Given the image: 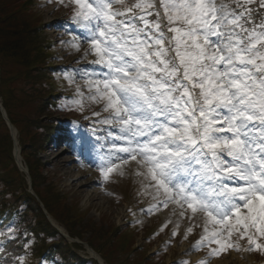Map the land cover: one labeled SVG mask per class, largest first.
<instances>
[{
  "label": "snow or ice",
  "instance_id": "6c2138e0",
  "mask_svg": "<svg viewBox=\"0 0 264 264\" xmlns=\"http://www.w3.org/2000/svg\"><path fill=\"white\" fill-rule=\"evenodd\" d=\"M69 3L80 31L67 43L86 40L101 69L83 66L89 99L109 114L101 176L134 161L162 197L154 207L203 215L197 247L215 243L218 256L246 239L264 252V0Z\"/></svg>",
  "mask_w": 264,
  "mask_h": 264
},
{
  "label": "rangeland",
  "instance_id": "374dc122",
  "mask_svg": "<svg viewBox=\"0 0 264 264\" xmlns=\"http://www.w3.org/2000/svg\"><path fill=\"white\" fill-rule=\"evenodd\" d=\"M33 11L37 14L38 21L46 26L50 25L49 29L46 28L45 34H50L58 39L55 49L56 64L68 65L66 67L70 69V73L65 70V73L56 75L54 88L61 94H69L71 98L67 100L68 103L62 110L48 111V114L53 115L54 119L57 118V122H59L51 140L48 138L49 135L44 137V131L53 134L52 129L46 127L27 131L21 124L20 126L24 128L25 133L16 129L15 132L9 131V144L11 143L12 153L13 145L17 142L20 147L21 135L27 141L31 139L41 143L43 140L47 142L43 149L38 150L36 155H32L29 159L31 169L34 168L36 178H40L37 182L39 193L51 205L54 212L62 213L65 218L72 217V223L64 219L65 224L70 229L57 222L50 214L57 223L56 227H60L59 230L61 229L71 237V239L64 238L65 241H56L52 246L58 250L60 248L62 251L67 250L66 245L71 246V252H76L83 258L95 257L96 260L99 258L108 264L101 255L108 257L109 245L112 243L109 240L110 235L114 234L115 229H117L119 233L116 236L119 239L115 238L116 242H113V252L119 250L115 244H118V241H124L128 246L127 250L143 246L142 251H145V255L153 254L155 249L161 245L165 246L164 253L156 264H173L172 260L186 262V264H200V262L212 264L214 260L228 259L232 254H235L239 261L248 264H264V252L255 249L244 250L247 247L246 239L240 241L241 250L229 249L226 252H221L218 256L210 255V249L217 247L215 243H204L197 247L196 242L204 230L203 215H193L190 210L186 212L184 217L172 215L171 208H176L180 212V208L173 203H169L166 208L162 205L154 207L162 197H155L153 189H146L145 186L149 181L143 176L137 175L138 170H144L138 169L134 161L123 165L121 171L111 173L108 179L101 176L98 166L102 163L101 157L106 155L110 145L104 139L107 136L108 126L100 125L98 120H102L109 114L103 110L102 101L93 102L89 99V89L85 86L87 77L83 75V66L87 65L88 71L93 69L101 71V69L91 63L96 59L91 52L88 55L84 54L85 49L88 48L86 40L79 42V51L67 43L80 31L79 26L71 19L73 5L69 3V0H62V2L61 0H39L38 7L34 8ZM66 73L72 77L71 83L66 79ZM78 87L83 93V97L77 94ZM74 100H82V110L72 103ZM2 109L5 111L0 101V114L3 118ZM94 112L99 113V117L93 116ZM18 119L21 121L22 117H18ZM9 121L8 117L4 120L8 130ZM94 128L97 131L94 132ZM12 134L15 135L16 140L10 137ZM85 140L89 144L98 141L95 143V149L93 150L91 147L85 149L83 144ZM11 159L16 167L13 154L12 158L6 154L5 159L1 160L10 163ZM22 160L24 167L28 170L27 161ZM36 160H39L40 163ZM113 162L119 163L115 159ZM0 174L3 177L7 174L13 176L11 171L3 168H0ZM20 174L18 181L13 180L12 183L21 185L24 191L31 193L29 187H31L32 181L29 171L27 172L29 181L24 172H20ZM22 176L24 179L21 178ZM83 185L87 186L83 187ZM15 194L17 193L15 192ZM30 195L32 196V194ZM4 201L12 200L5 197ZM35 202H37L36 199ZM150 207H152V211H148ZM49 224L52 228L55 227L54 223L49 222ZM189 227L192 228V232L188 233L187 238H185L186 229ZM212 228L213 226L209 224L210 232ZM174 231L176 235H173ZM151 233H154L155 237L151 242H148ZM96 239L103 246L101 249H98L100 245L96 246V250L90 245ZM235 239L236 236L234 235L233 240L235 241ZM258 242L264 243V238L258 239ZM74 244L78 245L77 250ZM90 251H93L94 255ZM109 258L113 260L114 264L121 262V260H114L112 255H109ZM21 261L23 264H27L28 259Z\"/></svg>",
  "mask_w": 264,
  "mask_h": 264
},
{
  "label": "trees",
  "instance_id": "16d2710c",
  "mask_svg": "<svg viewBox=\"0 0 264 264\" xmlns=\"http://www.w3.org/2000/svg\"><path fill=\"white\" fill-rule=\"evenodd\" d=\"M38 1L0 0V101L10 122L19 132L25 133L24 128L29 131L47 127L53 130V134L44 131V137L49 135L48 138L51 140L59 122L53 115L48 114V111L62 110L71 96L67 93L61 94L54 88L55 76L66 71L64 67L54 65L57 60L55 54L57 40L45 34L46 28L48 29L50 25L46 26L38 21L37 14L33 11L38 7ZM30 108L32 109L29 112ZM18 117H22V120L19 121ZM21 124L24 128L20 126ZM10 144L9 131L0 114V168L13 173V176L7 174L5 177L0 174V232L6 233L0 238V263L23 264L21 260L28 259L27 264H96L92 259L71 252V246L66 245V251L52 246L56 241L65 240L51 227L33 196L24 191L21 185L12 183L13 180L18 181L21 174L12 159L10 163L2 161L6 154L12 158ZM19 144L21 155L25 162L27 161L33 191L48 212L57 221L69 227L64 219L72 223V217L65 218L62 213L54 212L39 193L37 182L40 178H36L34 168L31 169L29 159L36 155L38 150L43 149L47 144L46 140L42 143L31 139L27 141L21 135ZM37 162L40 163L39 160ZM5 197L12 201H4ZM118 233L119 230L115 229V233L110 235L109 240L112 243L109 245L108 257L101 255L108 264H114L109 255L114 256V260H121L116 264H156L164 253L165 246L162 245L151 255H145V251H142L143 246L127 250L128 246L124 241L115 243L119 250L113 252V242L119 239L116 236ZM154 237L155 234H150L148 242ZM41 244L43 245L40 246ZM92 244L90 245L94 250L97 245H100L98 249L103 247L97 239L92 241ZM74 246L76 250L79 248L76 244Z\"/></svg>",
  "mask_w": 264,
  "mask_h": 264
},
{
  "label": "bare ground",
  "instance_id": "6f19581e",
  "mask_svg": "<svg viewBox=\"0 0 264 264\" xmlns=\"http://www.w3.org/2000/svg\"><path fill=\"white\" fill-rule=\"evenodd\" d=\"M16 152L14 154V156L16 157ZM17 158H19V156L17 155ZM91 183V182H90ZM88 185V184H87ZM87 185H83L84 186H87ZM178 210V209H177ZM176 210V208H171L170 211H173L171 212L172 215H176V216H179V212ZM183 248V247H182ZM247 258V257H246ZM248 261V259H247ZM212 264H248V263H245L243 261H239L238 260V257L235 255V254H232L231 256H229L228 259H223V260H214L212 262Z\"/></svg>",
  "mask_w": 264,
  "mask_h": 264
},
{
  "label": "water",
  "instance_id": "95a60500",
  "mask_svg": "<svg viewBox=\"0 0 264 264\" xmlns=\"http://www.w3.org/2000/svg\"><path fill=\"white\" fill-rule=\"evenodd\" d=\"M2 114H3V117H4L5 120H6L7 117H6L5 111H4L3 109H2ZM10 128H11V126H10ZM13 138H14V135H13ZM15 152L17 153L15 158L18 159V158H17V155L19 154V150H18L17 147L14 149V154H15ZM19 166H21L20 163H19ZM90 252H91V251H90ZM91 253L94 255L93 251H92ZM97 259H98V258H97ZM100 263H101V262H100Z\"/></svg>",
  "mask_w": 264,
  "mask_h": 264
}]
</instances>
